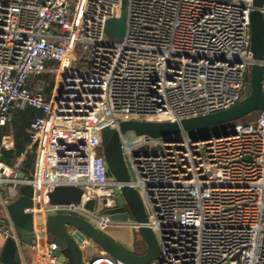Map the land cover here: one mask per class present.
Segmentation results:
<instances>
[{
  "label": "built area",
  "instance_id": "2783aa9c",
  "mask_svg": "<svg viewBox=\"0 0 264 264\" xmlns=\"http://www.w3.org/2000/svg\"><path fill=\"white\" fill-rule=\"evenodd\" d=\"M123 0H0V128L17 110L42 112L31 124V175L19 158L0 161V238L16 239L8 207L33 187L36 264H60L47 241L48 212H72L100 228L137 229L106 213L122 183L110 180L104 130L123 121L179 122L241 103L251 50L252 0H127L124 37L106 34ZM264 15V5L259 9ZM264 68V59L259 62ZM54 75L50 96L34 78ZM37 86H35V85ZM264 90V74H263ZM209 141L166 143L133 132L120 138L160 254L150 264H264V108ZM162 144L163 152L150 151ZM14 149L7 134L2 150ZM57 186L82 190L78 204L51 205ZM94 201V210L86 204ZM86 264H125L89 238Z\"/></svg>",
  "mask_w": 264,
  "mask_h": 264
},
{
  "label": "water",
  "instance_id": "95a60500",
  "mask_svg": "<svg viewBox=\"0 0 264 264\" xmlns=\"http://www.w3.org/2000/svg\"><path fill=\"white\" fill-rule=\"evenodd\" d=\"M218 1L229 3L233 0ZM252 1L256 9L252 11L250 17L251 50L257 63L245 75V89L241 103L226 110L179 122L130 120L121 122L119 130H104L103 153L109 175L122 183L120 194L116 198L118 207L106 213L110 214L114 221H127L129 215L125 212V206H128L133 219L139 225L137 229L100 228L76 213L48 212L47 241L57 245L54 256L60 264H86L79 244L83 238H89L100 250L125 264H150L159 257L160 247L156 234L151 228L142 225L148 221L142 199L138 191L128 185L131 172L123 157L120 138L127 132H133L136 136H149L166 143L178 142L182 135H187L194 142L209 141L234 133V131H227V127H232L235 122L263 110L264 68L259 62L264 59V15L259 9L264 5V0ZM126 23L127 0H123L120 17L108 21L106 34L113 40H121L125 34ZM23 177L24 173L20 175V178ZM19 193L20 196L8 207L17 234L16 239L9 238V242L31 246L34 240L33 216L26 212V209L33 206V187L22 185ZM81 196L82 190L75 186H57L48 195L51 205L78 204ZM94 205L95 202L91 201L86 204V208L93 211ZM71 229L75 232L71 233ZM136 238H140L145 243L143 252L136 251Z\"/></svg>",
  "mask_w": 264,
  "mask_h": 264
},
{
  "label": "trees",
  "instance_id": "16d2710c",
  "mask_svg": "<svg viewBox=\"0 0 264 264\" xmlns=\"http://www.w3.org/2000/svg\"><path fill=\"white\" fill-rule=\"evenodd\" d=\"M42 75H45V78L48 79L51 74ZM52 87L53 83L50 88H46L47 91L49 92ZM41 114V111L34 108L14 111L10 122L0 128V139L7 134H11L14 139V149L11 151L2 150L1 160L6 164L13 165L19 158L23 157L21 170L26 175L33 173L36 159V146H31V124Z\"/></svg>",
  "mask_w": 264,
  "mask_h": 264
},
{
  "label": "crops",
  "instance_id": "0c3cea01",
  "mask_svg": "<svg viewBox=\"0 0 264 264\" xmlns=\"http://www.w3.org/2000/svg\"><path fill=\"white\" fill-rule=\"evenodd\" d=\"M35 251L31 246L11 243L0 238V264H36Z\"/></svg>",
  "mask_w": 264,
  "mask_h": 264
},
{
  "label": "rangeland",
  "instance_id": "374dc122",
  "mask_svg": "<svg viewBox=\"0 0 264 264\" xmlns=\"http://www.w3.org/2000/svg\"><path fill=\"white\" fill-rule=\"evenodd\" d=\"M39 76H37L38 78L37 77L34 78V82L40 88L43 87V89H45V92H46L47 96H50L53 87H52L51 90H49V92L47 91V89L50 88V85L52 83H53V86H54V75H49L48 79L45 78V75L41 74ZM256 116H257V114L249 115V116L237 121L236 123H248V122H251V121H253L256 118ZM129 136H130V133H127L126 137H129ZM149 148H150V151L158 152V153L163 152V149H164L162 144H151ZM108 177H109L110 180H115L114 177L109 175V172H108ZM0 218L6 219V216H5V213H4V210H3L2 206H1V204H0ZM73 232H75V230L71 229V233H73ZM135 248H136L137 252H143L144 249H145V243L140 238H136Z\"/></svg>",
  "mask_w": 264,
  "mask_h": 264
}]
</instances>
